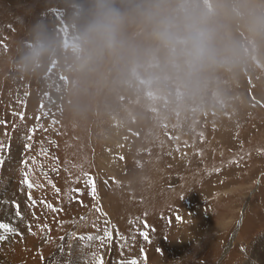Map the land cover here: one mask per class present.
Listing matches in <instances>:
<instances>
[{
    "label": "rangeland",
    "instance_id": "obj_1",
    "mask_svg": "<svg viewBox=\"0 0 264 264\" xmlns=\"http://www.w3.org/2000/svg\"><path fill=\"white\" fill-rule=\"evenodd\" d=\"M3 181L0 264H264V0H0Z\"/></svg>",
    "mask_w": 264,
    "mask_h": 264
},
{
    "label": "clouds",
    "instance_id": "obj_2",
    "mask_svg": "<svg viewBox=\"0 0 264 264\" xmlns=\"http://www.w3.org/2000/svg\"><path fill=\"white\" fill-rule=\"evenodd\" d=\"M109 15L112 17V19H109ZM116 14H102L101 18L97 21V23L94 25V30L99 32H105L109 30L111 23L114 22ZM190 43L191 50L190 55L193 58H198L199 56L203 55L204 49H205V41L203 33L198 30H193L189 36L186 38V41ZM35 53H29L26 54L24 57H22V63L25 67L33 60Z\"/></svg>",
    "mask_w": 264,
    "mask_h": 264
},
{
    "label": "bare ground",
    "instance_id": "obj_3",
    "mask_svg": "<svg viewBox=\"0 0 264 264\" xmlns=\"http://www.w3.org/2000/svg\"><path fill=\"white\" fill-rule=\"evenodd\" d=\"M11 173V172H10ZM6 187V185H5V183H4V181L1 183V185H0V190H3L4 188ZM10 208H8L7 210H6V212H5V219H6V221H7V223L9 224V225H12V224H15L16 222H18V218L19 217H17L12 211H11V209L9 210ZM0 214H3V212L1 213V210H0ZM10 228H11V226H10ZM190 229V228H189ZM6 231H4V230H2V229H0V236H3V237H5L4 235L5 234H2V233H5ZM191 232V231H190ZM10 235V234H9ZM184 236V235H183ZM190 238V233H185V236L182 238L184 241L185 240H188ZM183 240H181V241H179V243L178 244H182L183 243ZM3 240H0V246L2 245L1 244V242H2ZM179 248L180 247H175V249L178 251L179 250ZM172 251H173V248L171 249ZM175 251V250H174ZM171 252V253H173V254H175V252ZM170 253V254H171Z\"/></svg>",
    "mask_w": 264,
    "mask_h": 264
},
{
    "label": "snow or ice",
    "instance_id": "obj_4",
    "mask_svg": "<svg viewBox=\"0 0 264 264\" xmlns=\"http://www.w3.org/2000/svg\"><path fill=\"white\" fill-rule=\"evenodd\" d=\"M24 182L27 183L29 187L32 186L31 183L29 181H27V179H25ZM92 187H93V195H94L95 194V185H94V183H93ZM13 204H14V207L16 209V213L15 214L17 216H20L21 215V213L19 211L20 205L18 203H15L14 201H13ZM180 219L181 218L179 216H177V220H180ZM0 229L6 230V231H12V229L10 228V225L8 223H0ZM144 235H145V239H148L147 234H144ZM5 238L6 237L0 236V240H3ZM80 239H85V237H80ZM86 239L92 240L93 237L89 236V237H86ZM95 264H103L102 258L99 261H96ZM133 264H135V261H133Z\"/></svg>",
    "mask_w": 264,
    "mask_h": 264
}]
</instances>
